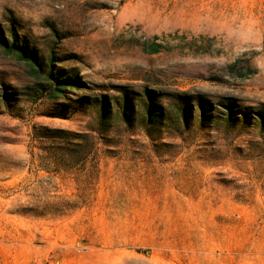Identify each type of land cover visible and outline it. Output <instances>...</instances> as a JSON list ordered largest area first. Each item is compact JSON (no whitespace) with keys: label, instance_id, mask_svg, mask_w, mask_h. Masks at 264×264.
Masks as SVG:
<instances>
[{"label":"rangeland","instance_id":"374dc122","mask_svg":"<svg viewBox=\"0 0 264 264\" xmlns=\"http://www.w3.org/2000/svg\"><path fill=\"white\" fill-rule=\"evenodd\" d=\"M2 34L43 66L0 49V264H264V0H0Z\"/></svg>","mask_w":264,"mask_h":264},{"label":"trees","instance_id":"16d2710c","mask_svg":"<svg viewBox=\"0 0 264 264\" xmlns=\"http://www.w3.org/2000/svg\"><path fill=\"white\" fill-rule=\"evenodd\" d=\"M161 38L159 36H154L152 39H149L146 46L143 47V51L149 55H156L162 52V46L160 43ZM151 42V43H150ZM148 43H150L148 45ZM0 49L6 51L7 53L16 54L21 61H33L35 65H38L42 68V64L39 63V60L34 55L29 54V52L23 47L18 46L16 43H11L3 34L0 35ZM48 77H52V74H48ZM52 79V78H51ZM59 86L58 88L51 87V89H55L56 98L57 94L64 93L61 88V81H57ZM64 83V82H63ZM69 83V82H65ZM63 85V84H62ZM63 137L62 139H68V146L59 148L57 151L63 153L72 160H81L83 157L88 156L90 158L93 154H96L98 151L97 143L95 137L92 133L87 134H78V133H70V132H59ZM65 136V137H64ZM70 137V138H68ZM56 151V150H55ZM56 153V152H55ZM60 168V167H59ZM57 168L61 171L66 170L64 168Z\"/></svg>","mask_w":264,"mask_h":264}]
</instances>
